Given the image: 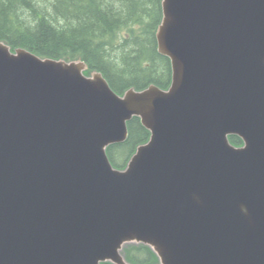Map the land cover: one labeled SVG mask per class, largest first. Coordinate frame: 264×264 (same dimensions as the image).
Here are the masks:
<instances>
[{
	"label": "water",
	"instance_id": "obj_1",
	"mask_svg": "<svg viewBox=\"0 0 264 264\" xmlns=\"http://www.w3.org/2000/svg\"><path fill=\"white\" fill-rule=\"evenodd\" d=\"M155 39L169 87L122 94L0 41V264H264V0H161Z\"/></svg>",
	"mask_w": 264,
	"mask_h": 264
},
{
	"label": "trees",
	"instance_id": "obj_2",
	"mask_svg": "<svg viewBox=\"0 0 264 264\" xmlns=\"http://www.w3.org/2000/svg\"><path fill=\"white\" fill-rule=\"evenodd\" d=\"M161 0H0V41L13 51L23 48L55 60H81L97 70L118 94L149 85L166 89L171 81L168 58L156 48ZM128 138L106 149L124 168L149 132L138 118L127 123ZM229 141L240 146L237 136ZM125 152L126 154H124ZM125 156L122 162L119 155ZM122 254L129 264H158L151 249L129 244ZM111 264V263H102Z\"/></svg>",
	"mask_w": 264,
	"mask_h": 264
},
{
	"label": "rangeland",
	"instance_id": "obj_3",
	"mask_svg": "<svg viewBox=\"0 0 264 264\" xmlns=\"http://www.w3.org/2000/svg\"><path fill=\"white\" fill-rule=\"evenodd\" d=\"M124 154H126L125 152H123ZM124 154L123 155H119V161L118 162H122L123 161V158H125V156H124ZM114 167H116L117 168V164H114ZM124 247H127V246H124Z\"/></svg>",
	"mask_w": 264,
	"mask_h": 264
}]
</instances>
